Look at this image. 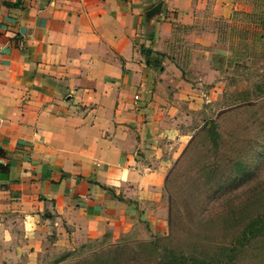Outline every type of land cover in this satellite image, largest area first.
<instances>
[{
	"label": "crops",
	"instance_id": "0c3cea01",
	"mask_svg": "<svg viewBox=\"0 0 264 264\" xmlns=\"http://www.w3.org/2000/svg\"><path fill=\"white\" fill-rule=\"evenodd\" d=\"M238 1L0 0V233L8 213L23 237L156 223L177 31L210 46Z\"/></svg>",
	"mask_w": 264,
	"mask_h": 264
},
{
	"label": "rangeland",
	"instance_id": "374dc122",
	"mask_svg": "<svg viewBox=\"0 0 264 264\" xmlns=\"http://www.w3.org/2000/svg\"><path fill=\"white\" fill-rule=\"evenodd\" d=\"M209 27L210 46L179 29L171 52L188 92H172L166 110L170 164L156 223L138 221L114 240L47 226L23 237L21 218L1 214L0 264H154L166 249L215 264H264V231L249 241L240 235L264 218V0H239L232 17ZM114 245L107 258L92 256Z\"/></svg>",
	"mask_w": 264,
	"mask_h": 264
},
{
	"label": "trees",
	"instance_id": "16d2710c",
	"mask_svg": "<svg viewBox=\"0 0 264 264\" xmlns=\"http://www.w3.org/2000/svg\"><path fill=\"white\" fill-rule=\"evenodd\" d=\"M208 132L212 136V141L215 142L216 134L213 131V124L209 123ZM264 231V218L263 219H256L251 221L250 223L246 224L241 232L240 235L244 238L245 241H249L252 238L257 237ZM119 247L117 245L110 246L107 249H100L97 252H94L92 256L98 260L99 257H103V259L112 252H117ZM91 256V255H90ZM81 262V261H80ZM113 263V262H112ZM218 263V260L209 259V261L191 256L188 254H183L180 252H175L172 250H163L157 255V259L154 264H215ZM73 264H79V262H74ZM81 264V263H80ZM110 264V263H108ZM114 264V263H113Z\"/></svg>",
	"mask_w": 264,
	"mask_h": 264
}]
</instances>
